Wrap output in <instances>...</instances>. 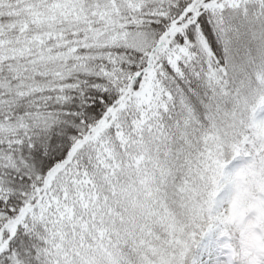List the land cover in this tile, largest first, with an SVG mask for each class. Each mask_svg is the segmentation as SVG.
Here are the masks:
<instances>
[{
    "label": "snow or ice",
    "instance_id": "obj_1",
    "mask_svg": "<svg viewBox=\"0 0 264 264\" xmlns=\"http://www.w3.org/2000/svg\"><path fill=\"white\" fill-rule=\"evenodd\" d=\"M0 264H264V0H0Z\"/></svg>",
    "mask_w": 264,
    "mask_h": 264
}]
</instances>
